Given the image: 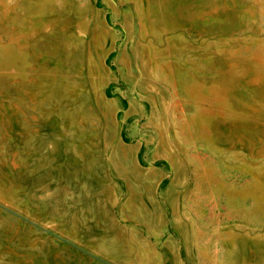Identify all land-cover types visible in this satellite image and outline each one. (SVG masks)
<instances>
[{
    "label": "rangeland",
    "instance_id": "1",
    "mask_svg": "<svg viewBox=\"0 0 264 264\" xmlns=\"http://www.w3.org/2000/svg\"><path fill=\"white\" fill-rule=\"evenodd\" d=\"M0 264H264V0H0Z\"/></svg>",
    "mask_w": 264,
    "mask_h": 264
},
{
    "label": "crops",
    "instance_id": "2",
    "mask_svg": "<svg viewBox=\"0 0 264 264\" xmlns=\"http://www.w3.org/2000/svg\"><path fill=\"white\" fill-rule=\"evenodd\" d=\"M161 175H162V173H161Z\"/></svg>",
    "mask_w": 264,
    "mask_h": 264
}]
</instances>
